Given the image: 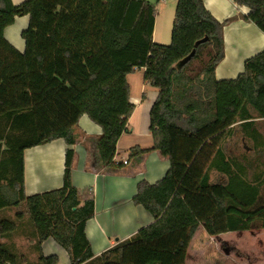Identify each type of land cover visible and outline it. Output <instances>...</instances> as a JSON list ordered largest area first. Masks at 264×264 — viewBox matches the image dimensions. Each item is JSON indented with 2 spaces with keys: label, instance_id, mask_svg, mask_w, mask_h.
I'll return each instance as SVG.
<instances>
[{
  "label": "trees",
  "instance_id": "16d2710c",
  "mask_svg": "<svg viewBox=\"0 0 264 264\" xmlns=\"http://www.w3.org/2000/svg\"><path fill=\"white\" fill-rule=\"evenodd\" d=\"M233 1L247 6L243 18L264 32V0ZM154 14L148 0H0V264H57L56 255L40 251L48 237L66 250L70 264H186L200 225L209 236L249 230L254 221L264 228V204L255 207L264 158L262 171L250 178L247 166L228 159L222 145L240 121L264 155V139L253 126L264 120V49L247 58L235 78L217 80L222 29L232 18L219 22L202 0H176L171 41L160 44L152 41ZM20 15L29 17L23 51L3 35ZM144 66L151 68L143 78L157 89L149 112L152 149L169 168L154 183L140 180L132 197L153 222L94 255L84 233L94 203L81 201L71 183L73 150L65 151L61 187L31 195L24 193L23 152L58 138L73 144L78 118L86 114L102 129L97 164L123 165L112 158L134 109L126 76ZM211 169L226 180L211 182ZM22 203L27 221L20 211L2 215ZM20 232L33 241L37 257L31 263H21L7 243Z\"/></svg>",
  "mask_w": 264,
  "mask_h": 264
},
{
  "label": "crops",
  "instance_id": "0c3cea01",
  "mask_svg": "<svg viewBox=\"0 0 264 264\" xmlns=\"http://www.w3.org/2000/svg\"><path fill=\"white\" fill-rule=\"evenodd\" d=\"M11 1L18 4L23 0ZM148 1L155 4L152 41L167 44L171 41L176 0ZM202 1L204 7L219 22L232 18L222 29L224 56L216 65L214 76L217 80L233 79L243 71L247 58L264 49V32L252 21L243 18L249 12L247 6L236 4L233 0ZM28 21V15L15 16L13 22L3 30L5 39L19 51L24 50L21 32L28 26ZM149 58L153 61L152 56ZM149 69L146 66L136 68L126 76L129 100L134 109L115 146L118 159L125 153L129 154L126 164L109 165L107 168L97 164L96 139L101 135L102 129L86 114L78 118L75 128L77 137L73 144L68 145L62 138H58L27 148L23 152L24 193L31 195L61 187L65 151L67 148L73 150L71 183L77 188L81 201L92 199L94 203L93 215L84 224V233L94 255H100L119 241L129 239L139 228L153 222L152 215L142 205L135 204L132 197L140 180L154 183L169 168L168 159L152 149L149 112L157 96V89L143 78V73ZM260 123L253 126L261 133L262 137L259 139L262 140L264 130L260 128ZM240 128L242 137L252 140L241 125ZM133 147L148 151L137 154L132 151ZM258 149V144L257 147L253 145L251 152H256L263 159L264 155ZM224 152L228 159L235 158L229 156L225 149ZM241 157L245 158V154ZM40 251L45 256L56 255L57 264H70L66 250L52 237L40 243Z\"/></svg>",
  "mask_w": 264,
  "mask_h": 264
},
{
  "label": "rangeland",
  "instance_id": "374dc122",
  "mask_svg": "<svg viewBox=\"0 0 264 264\" xmlns=\"http://www.w3.org/2000/svg\"><path fill=\"white\" fill-rule=\"evenodd\" d=\"M204 60H206L205 56L202 61ZM194 65L196 68L201 66L199 62H195ZM252 115L256 117L253 111ZM258 122H261L260 128L264 130V121L256 119L255 123ZM240 125L239 121L229 128V139L226 140L228 136L226 134L222 145L229 156L235 157L233 160L247 166V175L251 178L253 174L262 171L260 164L263 159L259 158L256 152H251L253 143L248 138L242 137ZM242 154H245V158L241 157ZM209 178L211 182L226 180L224 175L214 169L209 171ZM259 194L255 207L264 204V187L261 188ZM19 211L25 213L24 219L27 221L26 208L23 203L4 210L2 215L13 218ZM23 225V229H28V223L24 222ZM7 243L15 245L16 253L21 256V263L35 261L37 253L33 249V242L31 239L28 240L24 232L14 235ZM185 261L186 264H264V228L260 226V221H254L249 230L229 231L217 236H209L200 225L190 241Z\"/></svg>",
  "mask_w": 264,
  "mask_h": 264
},
{
  "label": "built area",
  "instance_id": "2783aa9c",
  "mask_svg": "<svg viewBox=\"0 0 264 264\" xmlns=\"http://www.w3.org/2000/svg\"><path fill=\"white\" fill-rule=\"evenodd\" d=\"M116 152V151H115ZM128 156H129V154H127V153H125L123 156H122V158H117V155H115V153H114V155H113V158H112V161L115 163V164H117V163H123V164H126L127 163V161H128Z\"/></svg>",
  "mask_w": 264,
  "mask_h": 264
},
{
  "label": "water",
  "instance_id": "95a60500",
  "mask_svg": "<svg viewBox=\"0 0 264 264\" xmlns=\"http://www.w3.org/2000/svg\"><path fill=\"white\" fill-rule=\"evenodd\" d=\"M205 39H202L201 41H204Z\"/></svg>",
  "mask_w": 264,
  "mask_h": 264
}]
</instances>
